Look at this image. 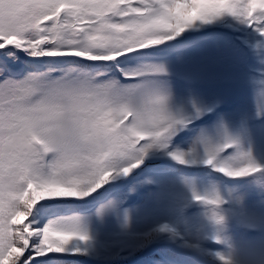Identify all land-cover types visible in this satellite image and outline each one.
<instances>
[{
	"label": "snow or ice",
	"instance_id": "snow-or-ice-1",
	"mask_svg": "<svg viewBox=\"0 0 264 264\" xmlns=\"http://www.w3.org/2000/svg\"><path fill=\"white\" fill-rule=\"evenodd\" d=\"M0 264H264V0H0Z\"/></svg>",
	"mask_w": 264,
	"mask_h": 264
}]
</instances>
